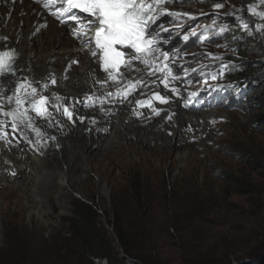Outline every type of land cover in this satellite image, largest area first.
Wrapping results in <instances>:
<instances>
[{"label":"rangeland","instance_id":"obj_1","mask_svg":"<svg viewBox=\"0 0 264 264\" xmlns=\"http://www.w3.org/2000/svg\"><path fill=\"white\" fill-rule=\"evenodd\" d=\"M222 2H225L222 7L225 15L234 6H248L245 0H218L214 4ZM183 5L192 13L210 7V3L204 7L194 2ZM263 31L255 36L263 42L261 51L257 47L249 50L248 41L244 45L239 43V58L243 63L252 61L249 68L255 73L264 67L258 63L264 57ZM254 43L259 45V40ZM219 45L217 41L209 46L215 50L214 55L222 54L216 52L221 51ZM258 79L256 99H261V104L257 109L244 103L243 108L219 106L203 110L205 113L215 110L216 115L191 127L185 124L176 135L164 134L171 138H166L165 146L160 142L157 146L154 142L144 143V148H140L148 151L140 158L135 149L127 151L116 159L118 162L113 160L112 167L105 163L104 170L95 150L86 172L87 180L75 178L62 195L68 203L66 206L57 204V187L53 188L55 191L48 200L52 211L46 222L37 216L30 218L26 209L14 212L12 199L7 211L0 213V264H114L112 259L107 261L101 256L89 259L74 239L66 238L74 199H85L96 208L97 226L106 232L116 256H124L111 229L117 212L123 231L140 233L132 243V256L137 259L159 264L203 259L230 260L231 264L239 259L254 262L255 258L248 255L264 245V168L238 162L232 155H264V124L258 126L254 120L257 111L264 112V81ZM220 114L226 118L220 125L214 124ZM181 145L183 148H178ZM150 146L162 150L157 152L160 158L150 157ZM179 151L185 155L180 156ZM95 170L103 172L100 179L96 178ZM75 175L79 176L77 172ZM231 178L246 191L237 190L229 183ZM62 208L66 210L61 212ZM135 261L128 257L124 264Z\"/></svg>","mask_w":264,"mask_h":264},{"label":"bare ground","instance_id":"obj_2","mask_svg":"<svg viewBox=\"0 0 264 264\" xmlns=\"http://www.w3.org/2000/svg\"><path fill=\"white\" fill-rule=\"evenodd\" d=\"M245 2L248 5L255 3V9L264 8V0ZM43 4L42 0L39 3L35 0H0V36L8 37L6 42L0 43H4L7 48H14L19 53L17 64L30 69L22 74L18 73L17 76L24 75L43 80L55 75L57 84L55 86L49 84V89L45 93L52 98V104L57 103L53 98L54 93L64 97L66 104H71L73 98L90 93L93 88L97 89L99 96L101 94L99 86L95 85L90 75L92 69L98 66L83 59L82 46L70 33L65 32L57 19L44 9ZM247 16L253 18L250 14ZM44 24L47 27H40ZM37 28L40 29L39 32H36ZM32 33L35 35H31ZM262 49L263 42L257 47L259 51ZM77 59L79 63L72 65L67 73L68 79L65 80V68L71 61ZM14 79L11 76H0V87H3L5 95L13 94ZM149 89L150 86L142 91ZM96 105L95 109L77 105V115L86 116L87 119L84 123L77 120L75 124L68 122L55 108H50V121H37V126L41 130L39 134L35 128H29L25 124H21L13 132L11 118L0 114V121L5 122L0 125V130H5L7 134L6 136L0 134L1 214L7 211L13 199L14 212L26 209L30 218L37 216L42 222H46L52 211L48 206V200L55 191L53 188L57 187L55 193L57 204L66 206L68 203L62 195L67 193L69 182L75 178H81L83 182L87 180L86 172L91 166L89 165L91 157L96 155L95 150H98L101 157L102 167H105V163L112 167L113 160L117 161L123 153L135 149L136 156L140 158L148 151L140 148H144V143L154 142L156 145L160 142L165 146L166 138L171 139L170 135L169 137L164 135H168V131L176 135L185 124L191 127L200 124L201 121H209L216 115L215 110L205 113L200 109L201 113L196 114L183 109L179 100L165 105L161 116H153L151 119H148L151 110L147 108L141 111L142 117L133 115L131 103L125 102L120 107L105 101L102 105L104 111L100 110V100ZM109 110L111 115L106 114ZM169 114H172L170 121L164 118ZM92 117L96 119L95 124L91 122ZM225 118L220 114L213 122L218 121L214 124L220 125ZM53 136L56 137L55 141L51 139ZM179 142L181 143V140ZM92 145L96 148L94 149ZM182 145L178 148H183ZM149 149H152V146ZM160 151L162 150L152 149L150 157L160 158L161 155L157 154ZM178 154L185 155V152L179 151ZM95 171L96 178L100 179L103 172ZM76 172L79 175L77 177ZM8 187L12 189L8 191ZM102 190L104 191L105 187ZM64 210L66 209L62 208L61 212Z\"/></svg>","mask_w":264,"mask_h":264},{"label":"snow or ice","instance_id":"obj_3","mask_svg":"<svg viewBox=\"0 0 264 264\" xmlns=\"http://www.w3.org/2000/svg\"><path fill=\"white\" fill-rule=\"evenodd\" d=\"M35 2L39 3L40 0ZM184 2L185 0H45L43 4L45 9L58 5L50 14L56 17L65 32L70 33L82 46L83 59L98 66L92 69L90 75L95 85L99 86L101 96H97V89L93 88L82 98H73L71 104H66L64 97L54 93L53 98L57 103L52 104V98L45 93L49 89V84L52 86L57 84L55 75L43 80L24 75L17 76L18 73L22 74L30 69L17 64L19 53L14 48H7L4 43H0V76L15 78L12 95H5L3 87H0V114L11 118L13 132L21 124H25L29 128H35L39 134L41 130L37 126V121H50V108H55L68 122L75 124L77 120L84 123L87 119L86 116L77 115V105L95 109L96 101L100 100V110L104 111L102 105L108 98L118 99L121 104L131 103L130 98L134 93L140 89H148L150 85H162L163 89L171 92L173 96H179L180 90L174 82L181 79L177 69L183 66L176 63L175 53L181 49H167L165 46L177 38L184 44L192 38H198L203 42L206 39L222 37L229 31L227 26L217 30L214 20L212 25H205L200 32L195 29L185 32V25L178 21L196 20L197 16L170 10L169 7ZM214 7L220 9L224 5L216 3ZM248 11L253 15L264 16V13L255 12L252 6H249ZM200 15L209 16L214 13ZM235 19L239 21V27L249 29V24L241 17L237 16ZM166 21L171 26L166 27ZM257 29H264V25H257ZM39 30L37 28L36 32ZM7 40V36H0V42ZM78 63V59L73 60L65 68V80L68 79L67 73L72 65ZM221 67L224 69L227 65ZM183 71L187 75V69ZM192 71L195 72L196 69ZM219 75H223V72ZM201 76L206 74L201 73ZM211 79L215 80L217 76L213 75ZM110 88H114L115 91L109 90ZM139 94L145 95L143 91ZM198 96L199 92H190L183 106L188 107L196 102ZM171 99L172 97L160 91H153L149 99L135 100L137 107L133 109L132 114L142 117L138 108L148 107L151 109L148 119L153 116L160 117L163 109L155 107L152 101L166 105ZM106 114L111 115V110ZM171 116L172 114H169L164 118L170 121ZM91 122L96 123L95 117L91 118ZM4 123L0 121V125ZM99 131H107V129H99ZM168 134L172 135L171 132ZM51 139L55 141L56 137L53 136ZM12 174L15 175L14 172Z\"/></svg>","mask_w":264,"mask_h":264},{"label":"clouds","instance_id":"obj_4","mask_svg":"<svg viewBox=\"0 0 264 264\" xmlns=\"http://www.w3.org/2000/svg\"><path fill=\"white\" fill-rule=\"evenodd\" d=\"M199 2V1H189V2H194L198 5H201L200 7L207 6L208 3H210V7L205 13H214V15H209V16H204V21H203V26L213 24V21L216 18H219L217 21L215 20V26H217V30L222 27V26H227L229 31L223 34L222 37L219 38H211V39H206L203 42L197 44V46L191 47H176L174 49H181L178 53H175V58H176V63L178 65H182L183 68L177 69V74L179 75L178 72L182 71L183 69L187 68H193L196 64H202V62H209L210 66L208 68H195L196 72L192 75L190 80L179 87L180 94L179 96H173L172 94H169L168 96L172 97L171 102L175 100H179V103L181 104V107L185 109L184 101L187 99L188 94L190 92H197L200 88H203L207 82H212L216 83V85H228L230 88L229 93L227 94V99L221 103L213 104L209 107H201L198 109H192V108H187L186 110H191L193 112H200V109L207 110L211 109L214 107H219V106H227V107H232V106H238L240 108H243L244 103L247 104H252L254 103V100H249L248 98L250 97L251 90L256 91V87L259 84V77L262 79V74L256 73L257 75L256 78L258 79L257 84L250 83L246 81V83H238L237 81L233 80L230 77L231 74V69L235 68L236 66H241L243 65L245 68L250 67L251 62L243 63V61L239 58V43H242L243 45L247 43V41L250 43L249 45V50H255L254 47H258L257 44L254 43V41L259 40V46L262 44L259 37L255 38V36L259 33L257 29V25H264L263 21H261L264 16L260 15H253L251 12L248 11L249 6L254 7L255 12L257 13H264V11L256 8L255 9V3L250 4L248 6H234L232 10H229V13L231 15H225L222 13V10L220 12L215 11L214 7V2H218V0H215L214 2ZM222 5L225 4V2L220 3ZM245 4V2H244ZM185 6V5H184ZM264 9V8H262ZM183 12H187L193 15H196V13H192L187 6L182 7ZM228 13V14H229ZM241 13V14H240ZM252 15L255 19L249 18L247 15ZM241 17L242 20L247 22L249 24V29H243L239 27V21L235 19V17ZM190 24H193V20H188ZM194 26V25H192ZM201 28V27H199ZM237 28V29H236ZM264 30V29H263ZM264 32V31H263ZM215 37V33L213 34ZM264 38V37H263ZM257 39V40H256ZM219 41L220 45L222 46L221 51H216V52H221L222 54L217 56L214 55L215 51L214 49H211L209 46L213 45L215 42ZM235 45L236 49L233 50L232 46ZM245 50H242L244 52ZM195 61L197 63L195 64ZM239 63H241L239 65ZM258 63L261 65H264V57L258 61ZM222 65H227V68L222 69ZM185 66V67H184ZM187 67V68H186ZM250 70H252L250 68ZM264 70V67L261 69V71ZM223 72V75H219V73ZM201 73H206V77L202 78ZM216 75L217 79L213 80L211 79V76ZM207 81V82H205ZM248 84V85H247ZM243 88L242 91L238 94H232V87H239ZM250 90L249 93L246 94L247 90ZM167 105V104H166ZM160 109L165 110V105L161 107ZM250 108H248L247 111H249ZM0 134L3 136H6V131L5 130H0ZM2 140V136H0V141Z\"/></svg>","mask_w":264,"mask_h":264},{"label":"trees","instance_id":"obj_5","mask_svg":"<svg viewBox=\"0 0 264 264\" xmlns=\"http://www.w3.org/2000/svg\"><path fill=\"white\" fill-rule=\"evenodd\" d=\"M233 50L236 49V46H232ZM241 63H239L240 65ZM262 76V81H264V70L260 71ZM257 75L255 72L250 70V68H245L243 65L236 66L235 68L231 69L230 77L237 81L238 83H246L248 84L253 83L257 84L258 79L256 78ZM247 84V85H248ZM264 85V83H263ZM241 85H239L240 87ZM259 96V93L257 91H252L250 93L249 100H254V103L251 104L254 109H257L261 104V99H256ZM257 100V101H256ZM254 120L255 124L260 126V124H264V112L257 111L254 114ZM232 157L238 161L243 163H252L253 166H258L259 168H264V155H252V154H243V153H236L233 154ZM229 178V177H228ZM229 183L234 184L235 188L240 191H246V188H239L238 185H241L240 183H236V181L231 178V181ZM238 184V185H237ZM73 211L72 216L68 218V235L66 236L67 239H74L78 245L80 246L83 253L89 257V259H95L98 257H102L104 259L110 260L114 262V264H124L125 259L128 257H132L133 259H136L134 264H159L156 261L150 260V259H143L138 258L136 256H132L133 248L132 243L133 241L138 240L140 237L139 231L134 232H125L121 228L120 222H118L119 216L117 215L112 218L114 221L111 224V229L114 233L115 240L118 242L121 251L123 252L124 256L120 257L119 255H115L112 247L109 245V239L105 237V231L104 229H100L98 224V211L95 207L91 205L89 201H86L85 199H74L72 202ZM134 235V237H133ZM264 245L257 248L255 251L250 253L248 255L249 258H256L257 259L254 262L249 261H242L239 259L236 264H264ZM258 255H261L258 257ZM90 264H94L93 262H90ZM184 264H231V261L223 262V261H211L208 259H203L201 261H186Z\"/></svg>","mask_w":264,"mask_h":264},{"label":"water","instance_id":"obj_6","mask_svg":"<svg viewBox=\"0 0 264 264\" xmlns=\"http://www.w3.org/2000/svg\"><path fill=\"white\" fill-rule=\"evenodd\" d=\"M262 255H264V253L262 254ZM123 256V255H122ZM261 255H259L258 257H260ZM257 259V257L255 258V260Z\"/></svg>","mask_w":264,"mask_h":264}]
</instances>
